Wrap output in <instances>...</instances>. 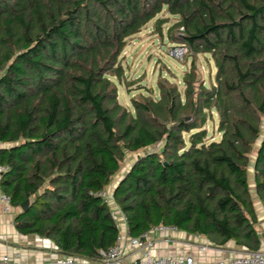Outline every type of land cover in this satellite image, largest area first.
I'll use <instances>...</instances> for the list:
<instances>
[{"label":"trees","instance_id":"obj_1","mask_svg":"<svg viewBox=\"0 0 264 264\" xmlns=\"http://www.w3.org/2000/svg\"><path fill=\"white\" fill-rule=\"evenodd\" d=\"M163 12L172 43L210 55L214 82L192 62L182 93L161 80L130 110L112 79L124 82L120 54L149 21L161 32ZM263 119L264 0H0V191L20 209L16 229L61 254L93 260L114 244L100 192L126 152L159 143L113 185L128 235L165 224L259 249L247 171L254 152L264 203Z\"/></svg>","mask_w":264,"mask_h":264},{"label":"rangeland","instance_id":"obj_2","mask_svg":"<svg viewBox=\"0 0 264 264\" xmlns=\"http://www.w3.org/2000/svg\"><path fill=\"white\" fill-rule=\"evenodd\" d=\"M159 18H166V22L161 25V32L154 27V19L149 21L142 29L127 38L126 45L120 54V61L124 68V82L118 83L112 78L117 85V101L133 110L131 101L140 99L141 95H159L157 83L161 80H167L168 84H175L182 93L184 86L182 77L189 69L192 62L195 65L196 73L206 85L214 82L215 67L209 54L198 53L192 54L187 51L182 56H176L173 53L176 43L169 39L167 29L175 22V18L167 13H159ZM178 32V31H177ZM176 32V35H179ZM129 83V84H128ZM128 84V85H127ZM213 120L206 123L208 137L219 138L217 132V118L213 113ZM261 131H264V119L262 120ZM259 141H256V144ZM161 143L137 152H126L121 161L119 171L112 177L110 184L105 188V192H111L114 183L121 177L124 171L129 167L132 161L141 154L148 151L157 150ZM254 152L250 155L249 167L247 171V183L254 203L259 201L255 194L253 180V162ZM261 202V201H260Z\"/></svg>","mask_w":264,"mask_h":264},{"label":"built area","instance_id":"obj_3","mask_svg":"<svg viewBox=\"0 0 264 264\" xmlns=\"http://www.w3.org/2000/svg\"><path fill=\"white\" fill-rule=\"evenodd\" d=\"M188 51L185 45H178L173 48L176 56H182ZM6 169V166L0 164V174ZM103 200L108 204L111 216L116 222L119 233L112 246L106 250L99 251L97 259L89 260L81 257L60 254L50 260L38 264H264V243L257 250L242 249L232 250L230 255L221 257L201 256L209 247L208 241L192 243L197 254L183 255H157L154 253V240L149 236L151 231H158L166 234H173L178 228L173 225L158 224L153 226L147 232L137 236H130L125 225V216L116 206L112 193L100 192ZM0 200L3 208L9 211L11 208L10 198L8 195L1 193ZM200 235V234H198ZM0 264H23L18 261L17 255L3 254L0 256Z\"/></svg>","mask_w":264,"mask_h":264},{"label":"crops","instance_id":"obj_4","mask_svg":"<svg viewBox=\"0 0 264 264\" xmlns=\"http://www.w3.org/2000/svg\"><path fill=\"white\" fill-rule=\"evenodd\" d=\"M254 207L258 217L256 230L262 244L264 243V203L259 200L254 203ZM19 210L11 205L10 210L5 211L0 200V256L15 253L20 263L38 264L60 255L61 253L47 238L35 234L25 235L16 229L14 217ZM123 227L126 228L125 225ZM149 236L154 240V253L157 255L197 254L198 251L192 243L209 242L204 235L188 233L179 229L168 236L158 231H151ZM232 250L240 251L242 248L231 240L220 246L210 243L208 249L200 255L211 258L223 257L230 255Z\"/></svg>","mask_w":264,"mask_h":264},{"label":"water","instance_id":"obj_5","mask_svg":"<svg viewBox=\"0 0 264 264\" xmlns=\"http://www.w3.org/2000/svg\"><path fill=\"white\" fill-rule=\"evenodd\" d=\"M27 202L28 201H24L21 203V205H20L21 210L25 211L27 209Z\"/></svg>","mask_w":264,"mask_h":264}]
</instances>
